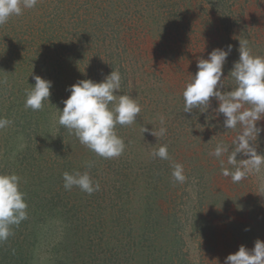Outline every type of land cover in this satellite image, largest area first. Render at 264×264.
Segmentation results:
<instances>
[{
  "label": "trees",
  "instance_id": "1",
  "mask_svg": "<svg viewBox=\"0 0 264 264\" xmlns=\"http://www.w3.org/2000/svg\"><path fill=\"white\" fill-rule=\"evenodd\" d=\"M62 1L65 3V1L68 0ZM134 1L135 3H139L143 0ZM144 1H147L146 3L149 6H146L145 9L140 6L142 10L135 12L136 14H140L138 18L144 19V22H141V20H131V22L124 24L129 25L135 21L139 25L145 26L147 22L152 21L155 29L160 27V36L167 40L165 51H163L160 56H163V58L166 56L167 59L164 58V61L167 66L165 65L166 72L164 74L161 72L154 73L158 76H162L160 78H164L163 82L166 81L165 78L171 80L172 87H168L163 94L159 92H157V94L151 93V91L148 92V88L143 87L138 97L134 94L131 96L139 103L141 111L133 124L125 126L116 125V133L124 140L126 145L124 152L119 157L105 159L91 155L90 151L87 152L84 149L83 152L89 162H78L77 165L72 164L71 162H73L72 159L74 158V154L80 151V149H77L79 144L77 146L76 144L71 145L72 148L63 146L58 142L61 140L59 134L58 137L57 135L54 136L53 131L50 130L48 124L52 123V119L50 118V111L48 109L54 106L53 103L49 106L48 103L44 102L43 108L39 111L25 108L24 114L19 113V108L25 107L26 90L30 89L32 87L31 85L35 84L33 75L30 74L31 67L25 64L23 65L25 67H22L21 70L23 77H28L30 74L28 77L29 79L21 76L22 84L20 85H23V88L19 87V103L13 104L9 109H12L13 113L8 116V120L10 121L16 119L20 120L16 125L11 123L6 127L8 129L16 128L17 130H15V133L6 132L5 140L14 146L20 141L24 142V137H26V141H30L31 135H29V137L25 135L23 138H21L20 135L25 133L29 134L31 122L28 118L32 117V112L37 113L42 117V120L40 117L37 119V123L39 119L40 122L38 124L39 127L35 130L37 133L35 136L41 138V142L45 146L51 144L49 149L52 151V154L49 159L52 160L50 161L48 159V161L66 162V164H62V166H67V170L70 169L71 164L72 168L76 169L74 171H80L81 173L88 171L92 179L100 184V190L91 195L82 192L79 188L76 189L77 195L79 194L80 197V201L78 202L80 207L79 210H76V207L71 205L70 201H67L66 193L68 191L75 193L76 190H74L75 187L71 190H65L61 174H59L58 177L55 176L52 178L55 181L54 185L56 192L51 193V195H57L59 197L57 201H54L55 198H52L50 202H45L51 191V189L45 187V185L51 178L50 176L44 177L42 175L44 170L42 174L39 173L41 177L40 181L44 183L43 185L41 184L42 187H35L38 183L33 184L32 182H30L32 183L31 185L27 183L24 187L20 186V190L25 193L24 198L28 205L27 213L28 215H32V219L37 216L38 218L45 216L47 213H51V215L54 216H63L65 222L62 225L66 228L64 231V239H61L56 249L58 253H64H61L57 259L58 264H77L73 261L74 259L71 261L75 251L72 252V250H70L76 245H86V248L83 249V253L77 251V256H80L78 258L81 260L79 264H215L210 261L209 257L212 256L211 254L213 251L208 249L209 247H216V245L221 244L222 240L218 242L219 239H217V235H221L227 240V242L224 241L223 243L225 247H229L230 254L238 251L241 245L246 246L248 249H252L257 239L264 241V206L257 204L255 202L256 200L252 201V198H248L247 196L244 197L237 193L232 201L229 200L226 202L228 206L233 205V208L229 210L225 208L226 206L224 203L223 205L220 203L221 206H218L214 204L215 201L211 202L208 193V202H193L195 208L192 207V209L190 208L191 202L189 197H186L184 188L181 190V184L175 182L172 177L170 161L153 158L151 155L154 150L166 144L171 161L176 163L181 161L186 162L187 160L190 162H200L198 163V171L204 172L206 175L215 176L212 180L210 177L207 179L213 182L215 186L217 191L216 201L226 198V196L222 194L224 191H222L223 188L229 187L231 191H238L243 186L241 185V183H243L242 180L239 183H233L231 178H226L222 175L221 165L218 166L215 163L218 162L220 164V161L216 157L210 155L217 143L221 141L231 145L232 141L241 131L240 127L237 126L235 129L227 130L223 127V131H221L220 134L218 132L219 135L217 138L210 140L209 137H206L208 135L205 134L202 128L204 125H208L210 132L211 129L213 132L216 131L215 117L217 116L213 110L218 107V102L216 101V104H214L212 100L211 107L203 113H201L199 109H193V112H183L184 100L182 92L186 84H180L178 80H176V71L174 70L179 64L178 59L184 56L187 58V62H194V69H191V71L195 74L197 71V61L199 59H206L213 49H227V47L231 45L232 51L223 66L222 79H224L225 87L222 91H228L234 88L235 82L229 73L234 62L239 59V40H246L253 54L264 56V43H260L257 39L251 40L250 35L247 38H241L238 34L239 30L246 31V28L242 24L244 19L247 21L245 24L251 26L261 24L262 29H264V18L259 15L260 9L263 8L264 0H205L206 2L201 0H180L179 3L177 0ZM95 2H97V0ZM69 3L71 5V2ZM100 3L101 11L109 10L110 6L112 7L110 8L112 11H117L116 9L118 7L115 8V6L120 3V0H100ZM124 4L126 5V0H124ZM74 6L76 11V5L74 4ZM78 9L79 8H77V10ZM150 12L151 17L149 19L148 16ZM242 15L244 16L243 18L241 17ZM116 24L118 25L117 22L115 25ZM191 25L197 26V29L201 32V36L199 34L200 38L195 35V38H198V40H192L188 32H186ZM120 31H112L113 39L116 44L124 42L129 38L127 32L125 33L126 36L122 37ZM118 33L121 37H118ZM102 40L103 43L108 42L112 45V42L108 41L109 34H105ZM118 45L119 44H117V47ZM143 53L144 51L141 49L138 53H133L132 57L127 55L126 58H120L121 66L137 63L141 65L142 59H144ZM117 55L119 58L120 54L117 53ZM110 56L111 57L107 58L111 61L113 66L119 64L117 63L118 59L114 58L112 53H110ZM22 58L23 61L30 59V52L28 51ZM148 58L150 59V57ZM148 58L144 59V61L151 60ZM134 60L136 63L133 62ZM157 60L160 59L157 58L156 61ZM184 65L188 70L191 68L190 63H185ZM136 66L138 65L134 67ZM147 68L146 66L139 67V73L135 75L139 78L136 77V79H145L146 73H148ZM150 68L152 67L150 66ZM123 69L126 68L124 67ZM66 71L67 69L65 68L58 69L57 77L54 78V80H50L52 81V91L55 89V86H57V83L59 84V77L65 78L64 75ZM179 71H181V69ZM160 78L155 76L154 79H156L155 84L157 86L152 87L153 91H157L156 87L158 88L159 84H161L162 80ZM122 80L126 81L127 77L121 75V81ZM123 84H125V82ZM125 88L126 86H124L123 89L125 90ZM158 90L162 92L164 88L160 86ZM121 93L126 95L125 92ZM151 94H154V97ZM158 97L164 99L165 102L163 103L160 101ZM63 101L64 100L61 99L60 101L57 100L58 108L63 106ZM151 115H154V117L158 119L153 121L152 118L154 117H150ZM219 118L223 123L224 117L222 114ZM172 119H174V121H170ZM193 126L197 128L192 129ZM258 126L264 128V119L258 121ZM59 127L60 131H68L63 126ZM161 127L166 129L164 136H159ZM145 128L147 131L144 132ZM152 132L156 133L157 139L152 138L155 137ZM193 132L194 134L192 135ZM263 133L264 131L260 133L261 141L263 139ZM181 134H183V136H180ZM221 135L223 136L220 137ZM67 136L70 137L75 135L69 132ZM54 138L57 139V143H51ZM191 138V142L186 143L188 139ZM16 139L18 140L17 142L15 141ZM52 144L57 145L52 146ZM66 148H68V150H66ZM38 152L39 148L38 151H35V154L31 155L32 159L29 158V161H38L40 159V157L37 156ZM236 158L240 160L246 159L247 157L237 154ZM44 159L47 160V158ZM223 159L226 161L227 155H225ZM102 162L108 164V170H103L102 166L99 167V164ZM17 163L18 162H11L9 165L10 167L18 166V170L12 172L17 175L18 171L22 172L23 168L28 170V166H30L29 169L31 170L33 165V162ZM90 163L92 166L88 167ZM3 164L6 165V163ZM26 164L29 165L26 166ZM212 165L216 170L212 168ZM5 168L0 166V173H5ZM101 171H103L102 176H100ZM216 171L218 172L216 173ZM135 172L137 176L133 177ZM176 185L178 186L176 187ZM196 188L197 191L200 192L205 187L203 183L199 182ZM60 192H63V194ZM240 192H245L246 194L247 190L240 189ZM197 196L199 197L198 194ZM261 202L264 203V200ZM81 203H83L82 206ZM84 203L86 204L84 205ZM32 205L36 206L34 209L36 210L35 213ZM38 212H40V214ZM235 212L238 216L234 215ZM191 216L193 217V219H191V225L194 227L193 230L197 232V234L198 231H200L203 236L204 233L210 235V239L203 244L201 243V249L199 250L201 256L199 259L196 257V260H192L189 256H186V254H183L182 251L177 254H175L176 252L173 254L168 253L170 257L154 255V251L160 253L163 246H169L170 248L167 247L169 248L168 251L176 248V245L182 248V244H184L182 230L186 227L184 225L187 221L190 223L188 217ZM239 218L242 219V221L237 220ZM228 219L230 221L236 220V222L230 223ZM35 222H37L36 219L34 223L32 221V224L29 220L22 221L19 224L21 229L20 234H18V239L14 238L16 233L12 231V235L4 241L5 249L2 251L0 249V264H21L24 259L30 263L31 250L33 251L39 242L38 234L34 231L36 230V226L34 225ZM213 222L217 223V225ZM16 227L17 226H12L11 230H15ZM228 229L230 231L226 233ZM23 232L27 233L24 234L20 241ZM158 239L163 244L159 247L156 243ZM149 250H152V252ZM228 255L229 254H227L225 258ZM221 260L220 258V261ZM219 264H224V260Z\"/></svg>",
  "mask_w": 264,
  "mask_h": 264
},
{
  "label": "rangeland",
  "instance_id": "2",
  "mask_svg": "<svg viewBox=\"0 0 264 264\" xmlns=\"http://www.w3.org/2000/svg\"><path fill=\"white\" fill-rule=\"evenodd\" d=\"M61 1L62 0H38V3L34 8L23 9L22 15L12 16L7 23H5L4 25H0V118L8 119L9 114L13 113L12 109H9L13 106V104L19 103V87L23 88V85H20L22 84L21 81L23 77L21 70L22 67H25L23 65L26 64L31 67L32 72L30 71V74L32 73L33 76L38 74L40 77L47 80H54V78L57 77L56 75H58V69H67L64 75L65 78L59 77V84L57 83V86H55V89H53V91L52 89H50L49 101L45 102L48 103L49 106L51 103L54 104L51 109H48L50 111V118L52 119V123L48 124V126L50 127V130L53 131L54 136L57 135L58 137L59 134V136L61 137V140L58 141L59 144H62L66 147H71V145L75 144L77 146L79 144L77 149H80V151L74 154V158L72 159L73 162H71L72 164L77 165L78 162H89L83 150L85 149V151L87 152L90 150L86 146L82 145L75 136L68 137L67 133H69V131H60V125H58L57 123L60 115V110H62L64 107V104L62 102L63 106L61 108H58L57 100L60 101V99L65 100L66 98H68L70 92L66 91V89L70 85L84 79H91L94 82H100L108 74H110L112 70H116L120 73V75H123V77H127L126 81H121L122 88L120 89L118 95L122 94L121 92H125L126 95L133 96L134 94L138 97V94H140V91L143 89V87H147L148 92L151 91V93L155 94L159 92L160 94H163L164 91L168 89V87H172V82L167 78H165L166 81L163 82L164 78H160L162 76H158L157 74H155L160 72L164 74L166 72V64L164 60L167 58L166 56H164V59L163 56H160V54L165 51V44L167 43V40L166 38L160 36V27L156 28V30L152 21L147 22L145 26H141L135 21H133L132 24L129 25L124 24L127 22H131V20H141V22H144V19L138 18V15L140 14H136L135 12L142 10L140 6H142L144 9L146 6L148 7L149 5L146 3L147 1L143 0L142 2L135 3L134 0H126L125 5L124 0H120V3L115 6V8L118 7L116 9L117 11H112L110 9L112 8L111 6L109 10L107 9V11H101L100 0H97V2H95L96 0H68L65 1V3ZM201 1L204 2L205 0ZM69 2H71V5ZM177 2L179 3L180 0H177ZM74 4L76 5V11ZM77 8L79 9L77 10ZM259 15H261V17L263 16L264 18V5L263 8L260 9ZM150 17L151 12L148 18L150 19ZM241 17L243 18L244 16L242 15ZM116 22L118 23V25H115ZM245 22L247 21H245L244 19L242 24L246 28V31L244 32L243 30H239L238 34L240 35V37L247 38L250 35L251 40L257 39V41H259L260 43H264V29H262L261 24L251 26L249 24H245ZM197 28V26L195 27V25H191V27H189V30L186 31L188 32V35L192 40H198V38H195V35L196 37H199V34L201 36L200 30H198ZM113 30H121L120 32L122 37H125V33L127 32L129 38L124 42L117 43L119 44L117 47V44L113 39ZM105 34H109L108 41L112 42V45H110L108 42L103 43L102 39ZM121 35L118 33V37H121ZM141 49L144 51V59L150 57L151 60L148 58L150 61L145 62L144 59H142L141 65L137 63L121 66L120 58H126L127 55L132 57L133 53H138ZM28 51L30 52V59L23 61L22 56L28 53ZM110 53L113 54L114 58L118 59L117 63H119L120 65L116 64L115 66H113L111 64V61L108 60V58L111 57ZM117 53L120 54L119 58L117 57ZM155 58H158L160 60L156 61ZM178 60L179 64L174 70L176 71V80H178L180 84H187L191 80V76L194 75L191 71V69H194V62H187V58H185L184 56L180 57V59ZM133 62H135V60ZM185 63L191 64V68L189 70L185 68ZM135 65L138 66L134 67ZM141 66L148 67V73H146L145 79H143L144 81L136 79V77H139L135 76L139 73V67ZM150 66L152 68H150ZM124 67L127 70L123 69ZM180 69L181 71H179ZM155 76L162 80L161 84H159L158 86V88L160 86L164 88L162 92H160L157 87V91H153L152 87L157 86L155 84ZM24 77L26 78L27 76ZM124 82L125 84H123ZM123 85L126 86L125 90L123 89ZM151 95L154 97V94ZM158 99L163 103L165 102L164 99H160L159 97ZM212 100L214 104H216V100ZM25 110V107L19 108V113L24 114ZM39 117L40 116L37 113L32 112V117L28 118V120H30L31 122V130L29 134L25 133L20 135L21 138H23L25 135H27L28 137L29 135H31V140L26 141V137H24V142L20 141L15 146L9 144L5 140V136L6 132L8 133L9 131V133H15V130L17 129H0V166H2L3 168L6 167L4 169L5 173H12L18 170V166L16 165L15 167H10L9 165L11 162H33L31 170L29 169V164H26L29 171L24 168L22 172L18 171V175L21 177L20 186L24 187V185L27 183L30 185L32 183H38L35 187H42L44 183L40 181L41 177L39 176V173L42 174L44 170V173L42 175L44 177L50 176L51 178L50 181L45 185V187H49L51 189L45 202H50L52 198H55L54 201H57L59 197L54 194L51 195V193L56 192L54 185L55 181L52 178L55 176L58 177L59 174H61L62 179V174L65 171L72 173L76 169H73L72 165L70 164V169L67 170V166H62V164H66V162H50L52 160L49 159L50 155L52 154V151H50L49 149L51 147V144L49 146H45L41 142V138H37L35 136V134H37L35 130H37V128L39 127L38 124L40 122V119L42 118L40 117L37 123V119ZM150 117H154V115H151ZM152 119L153 121H156L158 118L154 117ZM19 120L20 119H16L11 122L12 124L16 125L17 123H19ZM170 121H174V119ZM215 122V132H213L212 129L210 132L208 125H204L202 127L205 134L208 135L206 137H209L210 140L217 138L221 131H223L224 129L223 123L220 121L219 116L215 117ZM193 128L197 127L193 126L192 129ZM193 134L194 132L192 133V135ZM180 136H183V134H181ZM222 136L223 135H221L220 137ZM260 136L261 135L259 134L257 141V151L258 153L264 154V133L262 134V141L260 140ZM152 138L155 139L156 136ZM191 140L192 138L188 139L186 143H190ZM15 141L17 142L18 140L16 139ZM55 142L57 143V139H52L51 143ZM53 145L56 146L57 144H52V146ZM38 148L39 152L37 153V156L40 157V159L38 161H29V158L32 159L31 155L35 154V151H38ZM66 150H68V148H66ZM90 153L91 155L97 156L92 151H90ZM44 158H47V160ZM48 159L50 161H48ZM1 162L6 163V165ZM106 162H102L101 164H99V167L102 166L103 170H108V164ZM178 163L183 165L184 168L186 180L184 183L179 184H181L182 186L181 190L184 188L186 197H189V200L191 202L190 208H195L193 206V202H208V193L209 197L211 198V202L215 201L214 204H217L218 206H221V204L223 205L224 203L226 206L225 208H228L229 210L233 208V205L228 206L226 202L229 200L232 201L237 193H239L241 196L252 198V201L256 200L255 202L257 204H259L260 206H264V203L261 202L262 200H264V168H262L259 173L253 172L248 174V177L242 180L243 183H241V185L243 186L240 189L247 190L248 193H241L240 189L238 191H231L229 187H225L222 189V191H224L220 192H222V194L225 195L226 198L224 200L219 199L216 201L217 191L215 189V186L213 182L207 179L210 177V179L212 180L215 176L209 174L206 175L204 172L198 171V163L200 162H190L189 160H187L186 162L181 161ZM215 163L218 166L220 165L218 162ZM212 168L216 170L213 165ZM217 172L218 171H216V173ZM102 175L103 171L100 172V176ZM134 176H137L136 172L133 174V177ZM199 182L203 183V186L205 187L200 192H198L196 188ZM177 186L178 185H176V187ZM77 188L78 187H75L74 190H76ZM60 193L63 194V192ZM197 194L199 195V197L197 196ZM66 195L67 201H70V204L74 205L76 207V210H79L80 207L78 205V202L80 201V197L79 194L77 195V190L75 193L72 191H68ZM85 204L86 203H84V205ZM82 205L83 203H81V206ZM32 207L33 210L36 208L35 205H32ZM35 212L36 210H34V213ZM38 213L40 214V212ZM204 215L207 216L206 214ZM234 215L238 216L236 212L234 213ZM31 216L32 215H28V218L26 220H29L31 224L32 221L34 223V220H37V222H35L34 224L36 226V230L34 231H36L38 234L39 242L38 245L33 249V251L31 250L30 263L24 259L21 264H58L57 259L59 258L61 253H64H58L56 249L61 239H64V231L66 228L64 225H62L65 222L63 220V216H54L51 215V213H47L45 216L39 218L38 216L33 217V219ZM188 219L190 223L187 221L184 225L186 227L182 230V233L184 235V244H182V248H179V246L176 245V248L168 251L170 247L163 246L161 252L159 253L157 251H154V255L170 257L168 253L173 254L176 252L175 254H177L182 251L183 254H186V256H189V258L192 260H196V257H198L199 259V257L201 256V252L199 251L201 249V243L203 244L208 239H210V235L204 233L203 236L200 231H198L197 234V232L193 230V225H191V219H193V217H188ZM237 220L242 221V219L240 218ZM229 222H236V220H229ZM214 224L217 225V223ZM20 229L21 228L18 225L15 230H12L17 235V237L15 235L14 238H19L18 234H20ZM228 231L230 230L228 229L226 233H228ZM26 233L27 232H23L20 241ZM216 237L217 239H219L218 242H221L222 240L221 244L216 245V247H209L208 250L213 251V253L211 254L212 256H209L210 261H212V263L214 262L215 264H219L221 261L225 260V256L227 254H230V249L227 246L225 247L223 243L224 241L227 242L225 238H223L221 235H217ZM156 243L158 247L163 245L159 239L156 240ZM85 246L86 245H76L70 249L72 250V252L75 251L71 261L74 259V262H76L77 264L80 263L81 260L78 258L80 256H77V251L83 253V249L86 248ZM0 249L1 251L5 249L4 242L0 244ZM149 251L152 252V250ZM220 258L222 259L221 261Z\"/></svg>",
  "mask_w": 264,
  "mask_h": 264
},
{
  "label": "clouds",
  "instance_id": "3",
  "mask_svg": "<svg viewBox=\"0 0 264 264\" xmlns=\"http://www.w3.org/2000/svg\"><path fill=\"white\" fill-rule=\"evenodd\" d=\"M37 3L38 0H0V25L7 23L12 16L22 15L23 9L34 8ZM231 51V45L227 49L216 48L206 59H199L197 71L186 84L182 96L183 112L199 109L203 113L215 99L218 107L213 111L217 117L223 115V127L226 130L240 127L241 131L231 145L221 141L210 153L220 161L221 174L230 177L233 183H239L248 174L259 173L264 168V154L257 151L259 134L264 131L258 126V121L264 119V56L253 54L248 42L239 40V59L229 73L235 87L222 91L225 87L223 66ZM33 79L35 84L26 90L24 106L39 111L44 102L49 101L52 81L39 75H34ZM120 89L121 75L116 70L100 82L80 80L66 89L70 95L63 101L64 107L58 119L59 125L74 134L82 145L105 159L119 157L126 147L115 131L116 125L133 124L141 111L139 103L131 96L118 95ZM11 123L6 118H0V129ZM165 133L166 129L161 127L159 136ZM152 134L156 136V133ZM237 154L247 158L237 160ZM151 155L170 161L174 181L185 182L183 165L170 160L166 144ZM225 155L226 161L223 159ZM91 166L90 163L88 167ZM62 179L65 190L78 187L89 195L100 190V184L92 179L88 171H65ZM20 182L21 177L16 173H0V243L12 235V226H18L28 218V205L25 193L20 190ZM224 264H264V241L257 239L252 249L241 245L238 251L225 258Z\"/></svg>",
  "mask_w": 264,
  "mask_h": 264
}]
</instances>
